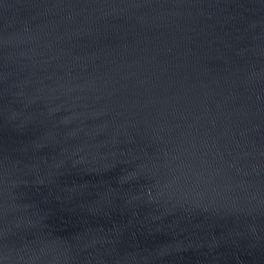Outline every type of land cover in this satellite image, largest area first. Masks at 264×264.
Instances as JSON below:
<instances>
[{
  "label": "water",
  "instance_id": "95a60500",
  "mask_svg": "<svg viewBox=\"0 0 264 264\" xmlns=\"http://www.w3.org/2000/svg\"><path fill=\"white\" fill-rule=\"evenodd\" d=\"M0 264H264V0H0Z\"/></svg>",
  "mask_w": 264,
  "mask_h": 264
}]
</instances>
